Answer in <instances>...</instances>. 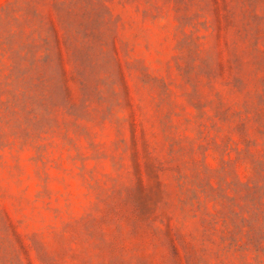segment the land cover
Segmentation results:
<instances>
[{
  "label": "rangeland",
  "instance_id": "1",
  "mask_svg": "<svg viewBox=\"0 0 264 264\" xmlns=\"http://www.w3.org/2000/svg\"><path fill=\"white\" fill-rule=\"evenodd\" d=\"M0 264H264V0H0Z\"/></svg>",
  "mask_w": 264,
  "mask_h": 264
}]
</instances>
